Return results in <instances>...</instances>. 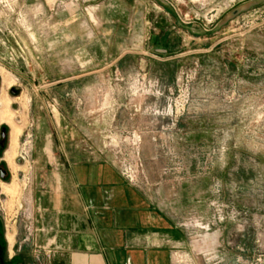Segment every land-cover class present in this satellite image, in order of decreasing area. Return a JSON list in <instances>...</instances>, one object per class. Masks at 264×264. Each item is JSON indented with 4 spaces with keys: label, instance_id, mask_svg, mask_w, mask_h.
Returning a JSON list of instances; mask_svg holds the SVG:
<instances>
[{
    "label": "rangeland",
    "instance_id": "1",
    "mask_svg": "<svg viewBox=\"0 0 264 264\" xmlns=\"http://www.w3.org/2000/svg\"><path fill=\"white\" fill-rule=\"evenodd\" d=\"M0 94L5 264H38L29 174L62 139L159 195L177 264H264V0H0Z\"/></svg>",
    "mask_w": 264,
    "mask_h": 264
},
{
    "label": "crops",
    "instance_id": "2",
    "mask_svg": "<svg viewBox=\"0 0 264 264\" xmlns=\"http://www.w3.org/2000/svg\"><path fill=\"white\" fill-rule=\"evenodd\" d=\"M62 142L56 154L46 143L29 174L26 241L40 245L38 264H177L189 253V230L159 195L129 182L102 151Z\"/></svg>",
    "mask_w": 264,
    "mask_h": 264
},
{
    "label": "flooded vegetation",
    "instance_id": "3",
    "mask_svg": "<svg viewBox=\"0 0 264 264\" xmlns=\"http://www.w3.org/2000/svg\"><path fill=\"white\" fill-rule=\"evenodd\" d=\"M8 134L9 133H7L6 127L1 126L0 127V180L6 183L9 175L6 167L7 161L4 160L3 155L4 153L6 154L5 150H6V142H7ZM5 239L6 237L3 235V232L0 230V264L6 263L5 259L3 258V255L5 254L6 250L8 251V249H6ZM24 241H26L25 238ZM23 247H25V245Z\"/></svg>",
    "mask_w": 264,
    "mask_h": 264
},
{
    "label": "bare ground",
    "instance_id": "4",
    "mask_svg": "<svg viewBox=\"0 0 264 264\" xmlns=\"http://www.w3.org/2000/svg\"><path fill=\"white\" fill-rule=\"evenodd\" d=\"M8 105L6 104V98L3 94H0V122L5 120V113H6V107ZM5 110V111H4ZM7 154V152H6ZM4 187V186H3ZM6 190V188H3Z\"/></svg>",
    "mask_w": 264,
    "mask_h": 264
},
{
    "label": "water",
    "instance_id": "5",
    "mask_svg": "<svg viewBox=\"0 0 264 264\" xmlns=\"http://www.w3.org/2000/svg\"><path fill=\"white\" fill-rule=\"evenodd\" d=\"M10 93L14 94L15 93V90L14 89H11Z\"/></svg>",
    "mask_w": 264,
    "mask_h": 264
}]
</instances>
